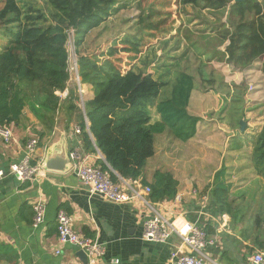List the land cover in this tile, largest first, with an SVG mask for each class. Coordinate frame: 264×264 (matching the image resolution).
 <instances>
[{
  "label": "crops",
  "instance_id": "crops-1",
  "mask_svg": "<svg viewBox=\"0 0 264 264\" xmlns=\"http://www.w3.org/2000/svg\"><path fill=\"white\" fill-rule=\"evenodd\" d=\"M213 16L208 17L210 22L196 21L193 24L197 27L194 39L195 55L203 56L207 63L213 62L216 67L210 70L213 76L218 72L223 76L220 82L213 81L218 86H210L211 95L196 91L197 78L189 72L190 66L182 65L183 69L167 80L162 79L163 74L154 77L155 72L150 68L158 67L156 65L150 64L144 73L138 71L142 74H151L154 79L165 84L174 83L182 73L192 76L194 89L187 111L191 117L198 118L199 121L196 135L186 142L174 138L168 130L157 133L155 154L147 161L143 175L137 182L142 186L151 187L158 172L170 173L178 182L176 196L155 202L164 216L175 225L187 222L202 228L210 240L206 254L216 264H250V256L254 252H264V250L254 243L255 234L244 224L243 196L244 189L247 188L244 185L247 168L246 164L244 165L246 159L243 153L247 145L252 153L253 142L264 126L263 120L251 118L252 113H248L261 106L264 107L261 85H258L261 80L259 70L263 76L262 61L258 60L243 69L228 64L225 61L228 56L225 57L224 62L215 63L214 61L221 56L217 52L225 53V50L214 43L217 39V28L209 23L215 17L217 20L218 17ZM111 19L113 18L110 17L100 28L90 32L89 36L91 33H97L95 39L98 40L108 37L109 33L106 31L112 25ZM206 26L209 29H206ZM198 27L205 30L201 32ZM0 35L2 36V30ZM121 40L120 38L119 41ZM2 41L3 39L0 44ZM207 42L213 44L208 45ZM227 42L224 44L227 45ZM129 59L127 62L132 64L137 60L133 56ZM173 59L175 56L166 57V61L158 65L164 66L165 73H168L171 69H175ZM209 65L211 66L210 63ZM256 78L258 80L255 82V87L249 92L247 82L253 83ZM244 80H246L245 111L241 108L234 109L232 105L233 85ZM73 83L69 82L68 96L60 99V108L53 118L40 119L27 106L21 120L10 124L15 141L9 145L0 142V161L7 170L12 163L23 159L27 142L30 139H37L38 147L33 162L42 168V172L33 181L21 183L12 176L0 181V264L69 262L87 264L82 251L77 247L59 242L57 214L60 210H65L73 218L75 232L91 237L104 245L105 254L98 264H171L170 255L173 251L188 252L189 250L182 246L178 236H172L165 243L144 241V222L150 214L145 206L107 202L99 196L91 195L73 171L45 168L51 155L65 157L64 153L69 155L76 148L83 150L91 165L100 166L101 162H106L101 151L95 148L93 136L92 146L87 147L82 135L74 132V127L79 124L73 121V114L68 110L72 90L77 94V88ZM170 88L171 86L163 92V97L169 96ZM227 88H230L231 92L226 93L224 89ZM83 92L84 103L94 99L95 94L91 84L84 83ZM150 110L151 123L160 122L161 117L156 107L153 106ZM242 120L246 121L244 132H241ZM224 140L228 141V144L227 142L225 144ZM219 141L223 142L218 143ZM237 143L242 150L238 149ZM200 148L214 153L215 157L209 161L216 164L214 170L199 171L187 164L186 167L184 159L187 157L192 163L194 151H200ZM183 152H187L188 155ZM222 169L225 171L222 172ZM250 170L256 174L253 168ZM256 177L259 178L255 175ZM38 200L46 204V216L44 224L36 229L33 203Z\"/></svg>",
  "mask_w": 264,
  "mask_h": 264
},
{
  "label": "trees",
  "instance_id": "trees-1",
  "mask_svg": "<svg viewBox=\"0 0 264 264\" xmlns=\"http://www.w3.org/2000/svg\"><path fill=\"white\" fill-rule=\"evenodd\" d=\"M187 1H206L211 9L225 10L229 26L223 24L225 31L219 36L221 44L230 41L225 61L243 69L261 60L264 77V1L240 0L232 5L234 0ZM47 4L48 15L33 7L23 8L18 0H0L2 125L18 123L27 106L40 119L53 118L60 108L56 92L66 90L70 82L69 31H74V44L79 49L92 30L126 7L123 0H47ZM158 25L151 21L148 27ZM139 41L136 37L123 42L134 45L135 53L139 51ZM127 45H124L125 51H128ZM116 49L114 42L109 53L113 55ZM79 67L82 82L94 89V99L85 104V113L95 144L105 157L106 162L100 164L103 170H108L109 165L118 176L138 181L147 161L155 154L157 133L168 130L183 142L196 135L199 120L187 111L194 89L192 76L182 73L174 83L165 84L151 74L123 73L111 61L100 66L89 57H81ZM170 86L169 96L163 97ZM245 92L244 85V95ZM71 94L68 110L82 130L84 144L90 147L92 140L86 131L84 112L78 105V93L72 90ZM244 95L234 92L233 104L243 103ZM153 106L161 117L155 124L151 123ZM251 164L256 174L264 178V126L253 142ZM116 174L111 175L114 182H118ZM177 187L178 182L170 173L158 172L151 185L150 199L157 202L174 198ZM254 230V243L264 250V214L262 217L258 214Z\"/></svg>",
  "mask_w": 264,
  "mask_h": 264
},
{
  "label": "rangeland",
  "instance_id": "rangeland-1",
  "mask_svg": "<svg viewBox=\"0 0 264 264\" xmlns=\"http://www.w3.org/2000/svg\"><path fill=\"white\" fill-rule=\"evenodd\" d=\"M20 5L23 8L33 7L34 9L41 10L45 14H49V8L47 4V0H18ZM125 1V0H123ZM258 3H262L264 0H255ZM127 6L124 9H120L114 16H111L112 25L107 29V36L105 38H101L98 40L96 37L97 33H91V35L86 38L85 43L79 49L75 46L74 42L70 46V52L72 56L76 55V59L79 62L81 57H89L98 61V64L104 65V62L111 61L117 70L126 73L128 71H133L139 74V70L142 73L148 70L149 65H156L158 67H151L155 74L154 77L163 74L162 79L167 80L171 77H174V74L182 70V65L190 66L189 72L194 75L196 79V91L200 94H209L210 86L217 87L218 84L213 81L220 82V78H223L222 73L218 72L215 76L212 75L210 70L214 67L213 62L209 63L205 62L203 56H196L194 51L196 44L194 43L195 39V31L197 27H194L193 24L195 22L201 23L210 22L208 21L209 16H217L214 20L209 24H214L217 27L216 34L217 39L214 41L215 45L217 44L219 47H222L225 50L230 44L228 41L225 45L221 44L222 33L225 31L223 24H226L228 27V13L225 10H214L209 8V5L206 4V1H187V0H126ZM237 0H234L232 4H235ZM153 11V12H152ZM47 14V15H48ZM213 16V17H214ZM235 20L238 18L233 17ZM151 21L158 22V26L154 28H149L148 24ZM222 23V24H221ZM210 27V25H208ZM206 26V29L209 27ZM201 27V26H200ZM198 27L199 29H201ZM215 27V28H216ZM205 29H201L203 32ZM93 31V30H92ZM91 31V32H92ZM153 34H156V37H153ZM140 38V45L137 46L139 51L134 53V45H127L124 40L131 38ZM152 36V37H151ZM1 37V35H0ZM122 39L119 41V39ZM1 41V39H0ZM117 41V49L113 55H111L108 50L110 46H114V42ZM208 45L213 44L212 42H207ZM127 45L128 51H125V46ZM136 47V46H135ZM198 50V48H197ZM208 55V54H206ZM221 56L214 61L215 63L224 62L225 53L220 54ZM106 56H108L106 58ZM134 57L137 60L135 64L131 62H127L130 60L129 57ZM173 57L175 59L172 62L175 64V69H171L168 73H165L164 66H160L158 64H162L166 61V57ZM177 56H180L177 57ZM219 56V55H218ZM224 56V57H223ZM108 59V60H106ZM80 68V67H79ZM174 70V71H172ZM162 72V73H161ZM141 73V74H142ZM259 78H261L258 85H261L262 92V102L264 103V77L261 74V71H258ZM74 75L72 74V77ZM253 76V75H252ZM205 78H210L208 81H205ZM247 82V90L250 92L255 87V82ZM246 80L242 81L239 84L233 85V93L237 92L238 94H243L244 85ZM83 83V82H82ZM75 85V83H73ZM84 84V83H83ZM224 87V86H222ZM229 90V91H228ZM204 91V92H203ZM207 91V93L205 92ZM226 93L231 92L230 88L224 89ZM234 109L241 108V110L245 111V102L239 104H233ZM252 113L250 115L251 118H255L256 120L264 121V107H259L255 111L248 112ZM217 121H220L217 119ZM245 121V120H244ZM246 122V121H245ZM223 141H219L218 143H222ZM228 144V141H226ZM225 140L224 143L226 144ZM217 143V144H218ZM224 144V145H225ZM239 148L241 146L237 143ZM249 148V145H247ZM244 151V158L246 159V173L247 179L244 180V185L247 186L244 189V224L251 228V232L256 234V230H254V224L258 214H261V217L264 214V178L257 174H253L250 170L252 168L251 160L249 157L251 156V148ZM200 151H194V155L191 160L187 157L184 159L185 165H191L195 170L199 171H207L210 172L214 170L215 163L209 161L215 157L214 153H209L208 151L200 148ZM240 151V150H239ZM185 155H188L187 152H183ZM190 155V154H189ZM241 156V155H240ZM186 165V167H187ZM213 166L212 168L210 166ZM257 175L259 178H255ZM249 184V185H248ZM237 198V196L235 197ZM249 224V225H247Z\"/></svg>",
  "mask_w": 264,
  "mask_h": 264
},
{
  "label": "built area",
  "instance_id": "built-area-1",
  "mask_svg": "<svg viewBox=\"0 0 264 264\" xmlns=\"http://www.w3.org/2000/svg\"><path fill=\"white\" fill-rule=\"evenodd\" d=\"M69 39L67 49L69 52V73L70 81L75 83L77 88L79 107L84 112L86 131L92 137L89 120L85 113L83 101V83L80 76L79 62L76 55L72 56L70 46L74 42V31L68 33ZM72 74L74 75L72 77ZM69 86V84H68ZM61 99L68 96V88L63 92H56ZM77 135H82L80 126L74 127ZM15 141L14 131L10 125L0 124V142L11 144ZM38 147L37 139H30L24 149L23 159L12 163L6 170L0 161V181L7 176L14 177L18 182L35 180L42 172L38 164H34V153ZM95 148L97 146L95 145ZM71 171H73L80 182L87 187L90 194L99 196L103 200L115 204H140L145 206L150 214L144 222L143 240L147 242L165 243L172 236H178L182 246L189 251L175 250L170 255L171 264H216L206 254L210 244L207 233L192 223L175 225L159 210L157 204L150 199L151 187L142 186L137 181L127 180L118 176V182L111 178L115 171L108 165V170L101 166H94L80 148L72 150L69 154ZM117 175V174H116ZM34 227L37 229L45 222L46 204L41 201L33 203ZM57 230L59 242L63 245H72L84 252L87 257V264H98L104 257L105 247L99 241L79 234L73 229V218L65 211L60 210L57 214ZM59 254V252H57ZM250 264H264V252L257 251L250 256ZM65 264H82L80 262H69Z\"/></svg>",
  "mask_w": 264,
  "mask_h": 264
},
{
  "label": "water",
  "instance_id": "water-1",
  "mask_svg": "<svg viewBox=\"0 0 264 264\" xmlns=\"http://www.w3.org/2000/svg\"><path fill=\"white\" fill-rule=\"evenodd\" d=\"M239 1L240 0H237V2ZM240 126H241V132H244L246 128V122L242 120L240 122ZM64 155L65 157L51 155L45 164V168L49 170H58V171L70 170L71 165H70L69 155H66L65 153ZM82 254H83V258H85V262L87 263L86 255L84 254V252H82Z\"/></svg>",
  "mask_w": 264,
  "mask_h": 264
}]
</instances>
